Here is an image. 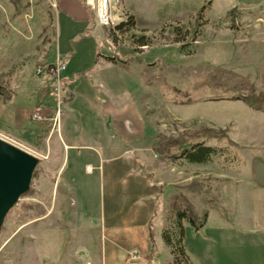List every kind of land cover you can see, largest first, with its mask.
<instances>
[{"label": "rangeland", "instance_id": "1", "mask_svg": "<svg viewBox=\"0 0 264 264\" xmlns=\"http://www.w3.org/2000/svg\"><path fill=\"white\" fill-rule=\"evenodd\" d=\"M65 1L70 7L78 0ZM84 3L80 19L76 11L61 12L59 0H0V78L11 93L9 98L0 96V139L40 160L29 191L5 218L0 245L24 226L19 234L23 238L22 258L25 247L35 243L29 264H58L55 259L60 253L65 255L64 264H71V248L79 250L85 244L87 253L77 251L84 256L78 264H264V113L239 101H216L223 96L209 89L207 79L215 69L232 71L246 77L249 85L264 95V0H133L139 14L138 32L101 27ZM204 6L203 17L197 22ZM115 16L117 23L126 20L121 0ZM176 27L188 31L184 43L175 42ZM142 29L151 38L148 47L134 43L133 36L142 35ZM115 50L124 60L134 56L133 62L112 64L107 70L96 65L102 57H113ZM58 56L66 70L55 77L51 70ZM86 71L89 78L83 75ZM96 75L104 76L114 92L133 93V106L149 120L146 134L142 130L144 137L133 142L132 150L139 156L133 153L134 167L126 175V182L139 189L132 193V208L138 213H143L142 205L146 204L135 202L142 194L140 177L153 183V175L145 174L142 160L152 163L151 146L158 136L177 137L186 130L207 126L226 130L237 144L209 141L208 145L226 151L208 164L162 161L153 152L156 161L150 171L159 169L161 178L170 185L166 190V184L155 189L151 218L154 242L147 228L137 227L130 244L112 249L111 243L100 240L98 228L84 225L85 221H96L104 198H109L99 181V145L91 139L99 126L101 130L107 127L102 121L96 125L90 113L92 101L84 96L89 93L81 94L86 84L98 93ZM135 76L140 82L133 80ZM58 85L63 113L56 132L32 118L42 102L54 105L55 99L45 96ZM75 86L83 116L70 126L77 134L73 142L76 148H72L64 147L61 132L65 106L71 101L70 88ZM48 107L45 114L51 117ZM195 179L206 183L218 209L204 205L200 196L185 188ZM174 183L180 185L176 195L187 197L199 212L208 211V221L200 231L184 224L186 257L172 255L162 239L176 196L172 193ZM36 220L45 222L30 225ZM62 220L70 226L67 232L61 227ZM62 239L71 244L60 250ZM14 249L18 250L17 240L4 252L0 250V263L6 253L13 262Z\"/></svg>", "mask_w": 264, "mask_h": 264}, {"label": "crops", "instance_id": "2", "mask_svg": "<svg viewBox=\"0 0 264 264\" xmlns=\"http://www.w3.org/2000/svg\"><path fill=\"white\" fill-rule=\"evenodd\" d=\"M132 1L133 0H121L122 8L127 13V15H131L134 17L136 27L133 31L138 32L137 26L139 25V14L135 12ZM84 2L85 0H78L76 5L71 3V6L68 7L66 6L67 3L65 0H59L60 11L65 12L68 11V9L72 10L73 12L76 11L80 19H83L80 13H82L84 10ZM141 32L146 31L142 29ZM114 49H118V47L114 46ZM113 57H117L116 62L109 61L106 59V57H102L104 59L96 62V65L97 63H99L100 67H104L106 69L107 67L111 68L112 64L117 65L118 63H123L124 65H127L133 62V58H135L134 56L130 55V61H128V59L124 60L120 56H118L117 50H115ZM83 75L85 77H88V71H86ZM97 78L96 89L98 90L99 95H96L98 93L95 94L93 93V91H90L91 88L87 84L85 85L81 94L84 91H88L90 95L89 96L86 94L84 96H88L90 98V101H92L90 113L93 117L96 118V125L99 126L98 123L102 121V125H104V127H107L102 128L101 130L99 126L98 129H96V135H93L91 139H93V141L97 142V145H99L97 146L100 149L98 150L100 154H98V168L100 170L99 181L101 186L104 187V193L106 191L109 198L107 200L104 198V203L102 204L99 216L96 219L97 222L95 221V219H93L91 221H85L84 225H86L85 227L89 229L98 228V230H96L100 240L104 239L105 241L111 243L112 249L121 250L123 249V247H125V245H127L128 243L130 244L133 241L134 228H147V234L149 236V222L155 211V189L158 186L160 187V185H164L166 183L164 182V178H161L162 175H160L159 169L152 172L150 171V166L156 161V155L152 152V163L145 162L144 160L142 161L146 165V168H144L145 174L150 173L153 175V183L150 184L147 177L144 180L143 177H140L142 182V194L135 199V202H140L141 205L142 203L146 202V204L142 205L144 206L143 213H138L137 210L132 208V193L134 190L139 189L133 187L132 182H126V175L131 173L134 167L132 156L134 155L133 153L135 152L137 154L135 155L139 156L137 151L132 150L134 147L133 142L141 140L144 137V134H146L147 131L146 128L148 126L149 120L146 116L143 118L141 114L142 111L140 112L138 107L133 106V93L126 92L125 90H121V92H114L113 89H110L111 83H108V81L105 80L106 78L104 76H97ZM133 80L139 81V78L135 76V79ZM76 86L73 87V89L70 88L71 101L65 106V115L61 132V141H64V147L76 148L73 142L76 141L77 134L73 132L70 126L73 122H78V120L83 116V109L80 110L78 102L80 92ZM95 104L97 105V108H99L100 106V110L94 106ZM142 130L144 131V134ZM88 170L90 171V168ZM173 186L174 191L172 193L176 195V190L180 191V185L174 183ZM164 187L166 190V188H170V185L166 184V186ZM138 211L141 212L142 207H139ZM40 222L45 221L36 220L34 221V223L31 222L32 224L30 225H36ZM48 223L49 222L46 221V227H49ZM61 225L62 229L65 228V231L67 232L66 229L70 227L67 221H63ZM23 227L16 231L10 238L5 239L1 243L0 250L3 249L4 252L9 244H11L14 240H17L18 250H13V262H10L8 260V258L6 257L8 253H6L4 259L0 264H29L31 253L33 252L32 250L35 248V243H30L25 247V255L22 258L20 255V248L23 247V238L19 237V234H22V231L24 230ZM69 233L71 234L72 231H69ZM85 235L88 237L91 235V232L89 231L85 233ZM70 244L71 242L69 240L65 241V239H62L61 243L59 244L60 250L64 248L65 245ZM70 251L74 256H72V259L71 261L69 260V262L71 264H78L79 260L81 262V258L83 255H79L77 251L87 253L86 244L85 246L79 248V250H74L73 248H71ZM33 254L35 255V253ZM64 256L65 255H62V253L58 254L55 259L56 263L58 262V264H64ZM117 260H120V257H118Z\"/></svg>", "mask_w": 264, "mask_h": 264}, {"label": "trees", "instance_id": "3", "mask_svg": "<svg viewBox=\"0 0 264 264\" xmlns=\"http://www.w3.org/2000/svg\"><path fill=\"white\" fill-rule=\"evenodd\" d=\"M210 4V3H209ZM206 10L204 6L197 14V22L201 21ZM233 11V10H232ZM231 11V12H232ZM200 28V23H197ZM136 27L135 19L127 15L126 20L118 23L114 29L117 32H130ZM110 31V30H109ZM199 32H195V36ZM174 34L177 39L175 42L184 43L188 36V31L183 27H176ZM135 45L139 47H148L151 45V38L143 32L140 36H133ZM107 60L116 62L115 57H106ZM208 87L220 97L217 100L225 99L230 101H239L244 103L255 112L264 113V95L258 93L253 85H249L246 77L232 71L215 69L208 73ZM0 96L9 98L10 90L6 83L0 78ZM214 139L227 140L229 146H237L235 142L227 136L226 130L214 129L207 126L196 127L192 130H186L177 137H166L160 135L152 144V151L162 161L178 162L186 161L191 164H208L213 158L223 156L225 149L223 147L208 145V142ZM250 149V148H248ZM184 188V187H183ZM189 192L201 197L204 205L211 209H218L219 205L215 195L210 189H206V183L195 179L185 187ZM208 221V211L199 212L194 204L184 195L175 196L169 209L167 226L163 228L162 239L164 244L170 249L172 255L186 257L187 253L184 248L185 228L184 224L189 223L195 232L200 231ZM152 219L149 222V237L154 242V229ZM176 262L173 261V264Z\"/></svg>", "mask_w": 264, "mask_h": 264}, {"label": "water", "instance_id": "4", "mask_svg": "<svg viewBox=\"0 0 264 264\" xmlns=\"http://www.w3.org/2000/svg\"><path fill=\"white\" fill-rule=\"evenodd\" d=\"M40 160L0 139V232L5 218L25 195Z\"/></svg>", "mask_w": 264, "mask_h": 264}, {"label": "built area", "instance_id": "5", "mask_svg": "<svg viewBox=\"0 0 264 264\" xmlns=\"http://www.w3.org/2000/svg\"><path fill=\"white\" fill-rule=\"evenodd\" d=\"M85 2L86 5L94 12L95 19L98 25H100L101 27L114 28L115 25L118 24V21L116 20L117 16H115V13H118V5L120 4V0H85ZM65 70L66 64L62 62L61 57L58 56L56 67H53V70L51 71L53 74H55L54 76L57 77ZM39 73H41V71H39ZM52 73H48V75L51 77ZM52 90L53 92L51 93L49 91L45 97L54 98V105L42 102V104H40V106L38 107L37 112L33 115L32 119L36 122L43 121L44 123H46L48 129L52 128L57 132L59 130L58 127H60L61 125L60 121L63 113L60 86L58 85V87H53ZM45 97H43V100ZM46 107L51 109V117H48V115L45 114ZM50 135L52 136V134Z\"/></svg>", "mask_w": 264, "mask_h": 264}]
</instances>
